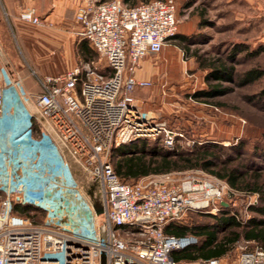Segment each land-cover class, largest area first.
I'll use <instances>...</instances> for the list:
<instances>
[{
    "label": "built area",
    "instance_id": "1",
    "mask_svg": "<svg viewBox=\"0 0 264 264\" xmlns=\"http://www.w3.org/2000/svg\"><path fill=\"white\" fill-rule=\"evenodd\" d=\"M18 19L45 26L32 9L22 8ZM74 22L76 36L89 44L108 72L86 64L36 78L40 91L23 92L22 129L3 127L6 96L20 89V81H7L0 71L5 80L0 86V264H100L101 254L106 264H223L225 259L174 261L171 252L196 244V238L168 236L164 228L181 223L190 212H219L223 203L228 205L225 193L232 190L226 182L194 176L174 180L166 173L127 184L110 163L120 146L160 140L165 150H172L181 136L143 111L133 95L136 88L151 86L137 78L141 61L157 56L176 34L173 0L134 7L121 0H81ZM38 148H64L99 183L101 215L67 162L47 161L44 154L31 163L22 159V149ZM31 186L41 195L30 193ZM15 204L44 217L19 216L12 211ZM231 263L264 264V251L242 249Z\"/></svg>",
    "mask_w": 264,
    "mask_h": 264
},
{
    "label": "rangeland",
    "instance_id": "2",
    "mask_svg": "<svg viewBox=\"0 0 264 264\" xmlns=\"http://www.w3.org/2000/svg\"><path fill=\"white\" fill-rule=\"evenodd\" d=\"M173 1L179 22L178 33L186 36L187 40L186 42L170 41L157 56L148 58L151 68L147 80H150L151 86L136 90L134 97L139 101L138 104L143 111L149 112L167 128L181 134L176 137L175 143L181 139L187 148L206 142L220 144L226 148H236L243 141L245 151H243L242 164L250 167H264V103L262 104L263 101L251 102L248 99L250 95L260 90L264 79L252 83H242L238 79L234 84L224 83V86L230 87L232 92L222 97L208 99L210 101L201 99L196 101L193 94L207 88L204 82L206 71L198 68L192 53L195 51L208 57L218 54L226 57L235 44H242L249 50H255L261 44L264 45V0ZM187 5L190 6L186 7ZM76 31V24L59 30L73 38H77ZM58 43L61 66L64 64L65 50L63 41ZM45 44L39 51L42 52L43 62L47 64L50 63L49 60L53 61L49 58L52 45ZM26 45L28 48L27 43ZM185 47H188L189 51L186 52ZM67 48V54L72 58V67L90 64L100 72L104 70V73L108 72L104 69V61L94 51L93 56L85 57L76 40L72 41ZM244 54L238 56L235 64L238 74H242L251 67L264 69V53L256 58L246 57ZM216 103L221 106L215 105ZM256 148L258 151L254 153L253 149ZM229 154L235 155L233 151ZM71 170L78 187L87 197L88 195L91 199L95 197V203L99 205V183L79 169L75 170L78 171L77 177L72 167ZM171 174L174 180H180L186 176L217 179L201 170L171 172ZM224 199L228 203V210H231L241 222L251 216H257L249 212V207L262 204L258 193L234 189L227 191ZM84 205L85 212L89 214L88 206L86 203ZM192 213L194 212L186 214L185 222L202 220L196 215L192 216ZM33 216L35 221H40L44 217L41 213H35ZM250 246L251 244L247 242H240L235 252L255 248Z\"/></svg>",
    "mask_w": 264,
    "mask_h": 264
},
{
    "label": "trees",
    "instance_id": "3",
    "mask_svg": "<svg viewBox=\"0 0 264 264\" xmlns=\"http://www.w3.org/2000/svg\"><path fill=\"white\" fill-rule=\"evenodd\" d=\"M148 1L151 0H122V3L125 6L134 7ZM173 40L182 42L187 40L186 36L178 33V26L176 34L170 39V41ZM185 51H189V48L185 47ZM192 53L198 68L206 71L204 82L207 88L193 94L196 101L200 99L210 101L208 99L222 97L232 92V89L224 86V83L234 84L237 79L242 83H252L264 79V69L251 67L242 74H238L235 65L241 54L245 53L246 57L255 58L263 54L264 45L262 44L255 50H249L242 44H235L226 57L219 54L208 57L195 51ZM83 54L85 57H90L94 55V52L85 47ZM136 90L142 89L136 88L133 95ZM248 99L257 103L263 101V104L264 84ZM215 105L221 106L219 103ZM244 145L242 141L236 148H226L220 144L206 142L187 148L184 146V141L178 139L172 150H165L160 140H143L120 146L112 151L110 163L113 172L122 183L131 184L148 175L201 170L226 182L231 189L259 194L262 204L249 207V212L257 216H251L244 222L239 221L236 215L228 210V206H224L215 214L192 213V216L196 215L202 219L201 221L185 222L184 219L181 223H168L164 228L166 235L196 238V244L171 252L170 256L174 261L195 262L227 258L233 260L237 255L235 249L240 242H247L251 244V248L255 247L264 251V167H250L242 164ZM231 151L235 153L234 156L229 154ZM257 151V148L253 149L254 153ZM12 211L22 217L34 218L30 214L32 209L28 206L15 204Z\"/></svg>",
    "mask_w": 264,
    "mask_h": 264
},
{
    "label": "crops",
    "instance_id": "4",
    "mask_svg": "<svg viewBox=\"0 0 264 264\" xmlns=\"http://www.w3.org/2000/svg\"><path fill=\"white\" fill-rule=\"evenodd\" d=\"M80 2L81 0H0V71L5 72L7 81L16 79L20 81V89L14 88L6 96V108L2 114L3 127L6 131L23 128L25 123L21 114L23 92L40 91L36 78L59 75L74 68L71 55L67 54L68 50H66L72 41L76 40L79 43L82 54L85 47L91 49L86 41L78 37L73 38L68 33L59 32L61 28L75 26L74 13ZM22 8L32 9L35 15L45 23V26L37 27L20 21L18 13ZM59 41H63L62 45L65 50V60L61 66L59 65ZM45 43L52 45L49 58L53 61L49 60L50 63L47 64L43 62L42 52L39 51L41 46L46 45ZM148 58L152 57L147 56L142 60L141 69L137 72L138 79L147 80L151 68ZM4 83L5 80L0 75V86H3ZM28 123L35 124L33 120H29ZM33 136L34 138L39 136L38 129H35ZM39 154H44L47 161L67 162L73 168L76 177L78 171L75 170L79 169L82 172L64 148H38L25 152L23 149L21 150L22 159L24 158V161L29 163L35 162ZM20 169L23 172V165ZM87 198L91 205L96 200L95 197L91 199L89 195ZM231 262L232 260H223V264H232Z\"/></svg>",
    "mask_w": 264,
    "mask_h": 264
},
{
    "label": "water",
    "instance_id": "5",
    "mask_svg": "<svg viewBox=\"0 0 264 264\" xmlns=\"http://www.w3.org/2000/svg\"><path fill=\"white\" fill-rule=\"evenodd\" d=\"M28 191L30 193H34L36 195H41V193H42L40 189L35 188V187H32V186L28 188ZM222 205L223 206H227L225 203H223ZM92 206H93V209H94L96 215L97 216L101 215V213H102V207H101V205L100 204L98 205V204H96L94 202L92 204ZM100 264H106V259H105V255L104 254H101V256H100Z\"/></svg>",
    "mask_w": 264,
    "mask_h": 264
}]
</instances>
